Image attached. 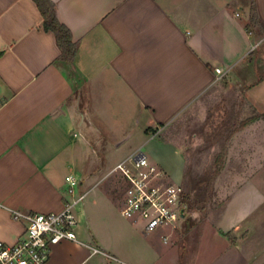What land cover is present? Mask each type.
Segmentation results:
<instances>
[{"label": "crops", "instance_id": "crops-1", "mask_svg": "<svg viewBox=\"0 0 264 264\" xmlns=\"http://www.w3.org/2000/svg\"><path fill=\"white\" fill-rule=\"evenodd\" d=\"M52 2L78 44L73 64L60 59L33 0H0V240L13 245L24 234L12 210L61 212L72 200V177L86 194L75 212L89 228L78 223L80 244L55 245L48 264H182L191 248L184 242L186 225L201 226L200 218L186 214L151 234L140 221L118 227L113 202L123 209L127 182L121 177L118 186L97 189L101 182L93 179L108 169L109 157L123 152L112 171L146 147L166 182L184 186L185 153L160 135L190 106L214 95L223 107L231 98L243 101L261 118L234 134L215 182L223 203L212 233L221 246L216 256L207 259L201 251L188 264H251L257 251L227 237L247 222L252 229L263 212L264 0H255L253 26V0ZM138 136L145 138L142 146L125 148ZM222 188L237 193L221 197Z\"/></svg>", "mask_w": 264, "mask_h": 264}, {"label": "rangeland", "instance_id": "rangeland-1", "mask_svg": "<svg viewBox=\"0 0 264 264\" xmlns=\"http://www.w3.org/2000/svg\"><path fill=\"white\" fill-rule=\"evenodd\" d=\"M233 95L234 94L231 92V95L229 96L232 97ZM203 99L204 98H201L194 105L190 106V108L186 109L175 122L169 123L160 135L168 141L177 143L182 147L185 153L187 166L185 173L186 183L184 188L187 193V215L191 214L189 220L200 218L203 223V225L197 227H194L195 223L186 225L187 231L185 233L184 242H186L188 246H191V248H185L184 258L181 260L182 264H188L192 261L194 256H202L204 251L206 252L205 255L207 259L210 254L211 256H216V252L218 248H220L221 243L217 242L215 236H213V224L215 223L217 216L221 214L223 203V201L220 202L219 200L220 190H216L215 186L216 180L222 175V171L217 173V161L219 160L222 147L226 144V139L230 136H234V132L241 122L250 117L258 116L249 108L244 109L245 106L243 105L245 103L243 101L238 103L237 101H232L231 98L229 99L231 101L227 102L228 105L226 104L223 107L222 103H220L222 102V98L219 99L212 95L209 98H205V100ZM230 103L233 104V106H230ZM235 105L238 107H234ZM144 143V137H133L126 143L125 148L130 146L140 147ZM140 151L148 156L149 161L154 159L146 147L140 149ZM165 155H168V158H170L172 162L174 161L173 156H170L167 152H165ZM122 156L123 152H120L107 159L109 165L108 169L96 174L93 179L94 181L101 182L97 189L109 188L111 184H113V186H115L114 184L118 186V183L122 180L121 175L119 173L112 174L108 177L107 175L111 171L112 166L122 159ZM227 159L228 154L226 162ZM164 173L166 174V172ZM188 189L193 190L194 192L192 193ZM221 192V197H230L232 194L237 193L235 190L226 191L223 188ZM113 204H115L117 209L115 215L116 224L118 227H122L123 224H126L129 220L121 215L122 210L120 207H117L115 202H113ZM79 207L75 208L76 212H79ZM262 209L263 212L258 214L256 221L253 222L252 229L249 228L252 222H247L241 232L236 234L230 233L227 237L231 244H233L235 240L238 241L240 239V246L244 250L248 248V252L252 249L257 251V253L253 252V257L248 253H244V257H252L248 258L251 261V264H264V205L262 206ZM197 213L200 214L199 217H194L198 216L194 215ZM183 220L184 219L181 221ZM79 226L89 228L84 217H82ZM191 228H193V230L192 232H189ZM138 230H141L140 226L138 227ZM207 245L212 247L209 251L208 249L201 250L200 247L204 246L206 248ZM196 260L197 259L195 258L194 261Z\"/></svg>", "mask_w": 264, "mask_h": 264}, {"label": "built area", "instance_id": "built-area-1", "mask_svg": "<svg viewBox=\"0 0 264 264\" xmlns=\"http://www.w3.org/2000/svg\"><path fill=\"white\" fill-rule=\"evenodd\" d=\"M216 74L223 76L221 68ZM119 173L127 182L122 214L128 220L143 223L145 234H151L164 226H172L187 214L186 190L183 185L166 182V174L151 163L148 156L138 151L119 163L110 173ZM68 201L61 212L40 214L23 210H12L13 220L25 224V231L16 244L0 240V264H48L52 248L70 241L80 244L76 228L78 218L75 208L84 203L86 194L78 192L79 184L69 177ZM92 253L112 256L96 247Z\"/></svg>", "mask_w": 264, "mask_h": 264}, {"label": "trees", "instance_id": "trees-1", "mask_svg": "<svg viewBox=\"0 0 264 264\" xmlns=\"http://www.w3.org/2000/svg\"><path fill=\"white\" fill-rule=\"evenodd\" d=\"M33 1L42 15L43 30L46 32L53 33L56 38L57 45L61 51L60 59L67 64H73L77 56L78 44L74 41L70 29L59 21L56 13L55 4L52 2V0H33ZM257 22H258L257 8H256L255 0H253L252 8H251V16H250V26L257 24ZM262 117L264 118V114L262 115ZM260 118L261 116H253L246 119L245 121H242L234 133H236L240 129L246 127L250 123ZM231 139L232 136L228 137L226 139L225 146H223L221 149L219 160L217 161L218 163L217 173L221 172L225 166L226 158L228 154L227 152L230 146ZM186 201H187V194H186Z\"/></svg>", "mask_w": 264, "mask_h": 264}, {"label": "water", "instance_id": "water-1", "mask_svg": "<svg viewBox=\"0 0 264 264\" xmlns=\"http://www.w3.org/2000/svg\"><path fill=\"white\" fill-rule=\"evenodd\" d=\"M185 217V214H184V212L182 213V218H184Z\"/></svg>", "mask_w": 264, "mask_h": 264}]
</instances>
